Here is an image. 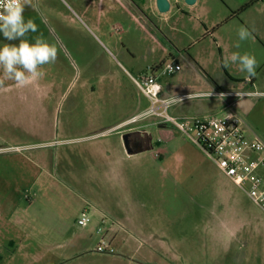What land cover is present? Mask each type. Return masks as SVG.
I'll use <instances>...</instances> for the list:
<instances>
[{
	"label": "rangeland",
	"instance_id": "374dc122",
	"mask_svg": "<svg viewBox=\"0 0 264 264\" xmlns=\"http://www.w3.org/2000/svg\"><path fill=\"white\" fill-rule=\"evenodd\" d=\"M33 3L35 8L25 6L24 17L32 19L38 31L25 38L34 43L35 37L42 36L56 46L57 59L41 66L43 78L26 87H18L11 80H5L0 87V149L4 154L27 151L38 164L37 172L43 175L35 188L38 196L26 189L19 196L21 206L14 214L30 221L35 235L15 244L0 237V264H264V213L219 170L213 159L176 128L170 129L177 144L168 172L177 177L169 180L165 170L166 173L147 162L142 163V171H148L147 178L141 180L140 174L134 179L138 194L143 198L144 194L153 196V202L162 208L153 213L148 227L140 229L141 222L126 209L109 208L100 214L92 206H82L80 193L87 188L77 186L75 180L66 181L61 162L62 147L73 144L71 140L79 136L75 128L113 123L136 107L150 106L131 76L151 74L153 67L172 60V54L181 70L174 76L161 77L164 86L177 82L179 90L192 91L195 81L204 84L205 80H196L201 75L192 61L201 62L203 70L223 88L232 77L248 80L238 64L229 62L224 67L221 55L227 59L233 52L254 55L258 67L253 78L264 83V0H225L223 5L211 0L199 20L179 15L165 21L167 26L162 29L168 34L156 30L145 34L140 28L136 30L135 21L129 31L125 25H129L128 21L121 19L109 21L117 27L103 34L82 18L79 6L71 0ZM242 9L240 18L218 27L231 11ZM241 26L251 36L236 48ZM214 28V34L208 35ZM198 40L202 42L196 44ZM6 43L19 41H7L0 33V47ZM29 94L36 95L35 105L27 106V100L20 99ZM43 96L47 97L39 99ZM75 97H80L78 105L67 115ZM200 99L204 98L188 101L195 105L206 101L204 106L210 109L207 103L216 100L211 96ZM97 106L100 112L103 110L101 115L94 113ZM46 107L50 112L43 113ZM246 118L264 130V100L262 107ZM43 156H47L46 164L39 161ZM20 171H25L23 164ZM99 182L93 189L95 196L123 187L116 181ZM29 203L34 204L26 213ZM82 212L89 216L85 228L78 225ZM135 226L140 229L136 233L131 230ZM99 227L101 234L97 232ZM115 231L118 234L113 240ZM83 236L88 237L87 244L80 248L76 239ZM103 236L112 241L113 255L95 252ZM11 250L16 253L10 254ZM76 252L83 255L59 259Z\"/></svg>",
	"mask_w": 264,
	"mask_h": 264
},
{
	"label": "crops",
	"instance_id": "0c3cea01",
	"mask_svg": "<svg viewBox=\"0 0 264 264\" xmlns=\"http://www.w3.org/2000/svg\"><path fill=\"white\" fill-rule=\"evenodd\" d=\"M71 1L79 6L78 9L82 14V18L91 21L93 26L103 34H106L108 29H115L117 27L115 22H109L117 19L127 20L128 22L126 23H129V25H125L128 26L129 31L132 30L130 24L135 21L137 24L136 30L140 28L145 34L150 30H156L159 33L162 31L166 34L167 30L162 29L165 21L179 15L185 16V18L199 20V17L206 13L208 3L211 0H197L193 6L185 4L183 0L179 6H176L175 1L170 0L172 7L167 13H160L158 11L156 0ZM217 2L223 5L222 2H225V0H217ZM232 13L231 11V15ZM230 16L218 27L226 25L236 19L229 20ZM215 31L216 28L208 35L214 34ZM200 42L202 41L196 42V44ZM131 46L127 45V47ZM221 58L224 61L226 60L225 55H221ZM172 59L178 61L173 54ZM192 62L196 68L199 67V74L201 75L196 80L203 79L205 83L202 84L200 82L199 84L195 81L196 86L193 85L192 91H184L179 90L177 85L179 83L177 82H172L169 86L162 85L159 78L158 82L162 88L161 97L171 99L173 97L190 94L198 95L199 97L197 98L205 99L207 97L201 95L214 92L252 93V96L236 101L235 107L237 113L244 120L247 136L250 139H261L264 141V130L261 129V126L253 123L248 118L244 119L245 116L251 115L255 109L262 107L264 83L259 82L255 78L247 80L232 77L230 79L231 83L225 85L223 88L221 84L203 70L204 66L201 62ZM157 67H153V69ZM248 83L250 89L247 88ZM15 96L17 95H13L12 97ZM20 97V99L27 100L25 101L27 106L35 105V101L37 100L35 94L21 95ZM44 97L47 96L39 99ZM79 100L80 97L72 99L73 102L69 104L71 107L68 109L67 115H70L74 111L73 108L78 105ZM205 102L202 101L201 104L195 105L190 101H185L172 106L169 112L176 118L184 116L220 115L223 112L226 100L216 98L214 102L207 103L210 109L205 108ZM149 108L150 106L148 104L145 107H136L126 112L123 116H120L117 120L114 119L113 123H91L83 127L75 128V132L79 133V136L75 140H71L74 142L73 144H66L61 149V162L62 169L64 170L63 178L71 183L72 180H75L77 181V186H85L87 188L85 192L80 193L81 197H79V202L82 203V206H92L96 213L100 214L109 211V208L126 209L133 214L136 221L141 222L140 229L148 227L151 221H153V213L162 210L161 205L153 202V196H147V194L143 193L145 196L143 198L135 189L137 187V181L134 180L136 176L141 174V180L146 179L148 176L146 169L144 172L142 171V163L146 164L150 162L153 166L162 169L163 172L166 171L167 173H165L169 180L177 177L168 172V167L172 168L173 151L177 144L173 140L172 131L170 130L171 128L174 129V127L171 124L161 123L155 116H146ZM42 111L43 113L50 112L49 107L43 108ZM102 111L100 112L97 106L94 113L95 115H101ZM161 137L165 139L162 140ZM127 144L130 147V151L126 148ZM28 154L27 151L0 153V165L2 166V171H0V237L6 238V242L9 244H15L16 241H21L20 243H22L24 241L22 239H28L30 236L35 235L30 221H24L22 217H16L14 215L16 207L20 208L21 206L19 196L26 189H30L31 194L34 193L35 197L38 196L35 188L37 187L38 179L43 175V172H37L38 164ZM46 159L47 156L39 157V161L44 164H46ZM21 164L25 166V171L23 172L20 171ZM46 175L50 178L52 177L51 174L46 173ZM205 175L209 176V174ZM99 181H116L120 182L123 187L108 195L96 193L95 196L93 189L96 185L100 184ZM223 195L225 194L223 193ZM33 204L29 203L24 212L29 213ZM173 211L172 209L170 212ZM136 213H139V215ZM46 215L44 214V217ZM166 219L169 220L167 217ZM138 229L135 226V230H131L136 233ZM117 234L118 232L115 231L112 237L113 240L117 237ZM68 237L69 234H67ZM87 238V236H83L81 239H76L80 248L84 244H87ZM9 253L15 254L16 252L11 250ZM81 255H83V252H76L73 255L65 254L59 259H74Z\"/></svg>",
	"mask_w": 264,
	"mask_h": 264
},
{
	"label": "built area",
	"instance_id": "2783aa9c",
	"mask_svg": "<svg viewBox=\"0 0 264 264\" xmlns=\"http://www.w3.org/2000/svg\"><path fill=\"white\" fill-rule=\"evenodd\" d=\"M181 70L176 59H172L152 69L151 74H142L131 79L151 103L146 116H155L161 123L171 124L196 146L215 161L219 170L264 213V145L261 139H250L246 134L245 123L236 111V101L250 97L252 93L214 92L211 97L225 99L222 114L213 116H184L176 118L169 112L170 108L188 101L190 94L178 96L182 102L166 103L169 99L161 97L162 88L158 82L163 76H174ZM223 94V97L220 95ZM193 98L198 95H191ZM201 96L210 97L208 94ZM20 150V149H18ZM3 149H0V153ZM78 225H89L87 212H82ZM97 232L101 234L102 228ZM95 252L101 255H113L115 249L112 241L103 236L96 245Z\"/></svg>",
	"mask_w": 264,
	"mask_h": 264
},
{
	"label": "clouds",
	"instance_id": "9594fccd",
	"mask_svg": "<svg viewBox=\"0 0 264 264\" xmlns=\"http://www.w3.org/2000/svg\"><path fill=\"white\" fill-rule=\"evenodd\" d=\"M35 8L33 0H0V33L7 41L17 40L18 44H4L0 47V87L4 86L5 80L14 81L18 87H26L34 81L43 78L45 73L41 71V66L55 63L57 59V48L49 44L42 36L35 37V42L30 43L27 35L38 31L37 24L32 19L25 20V6ZM238 41L236 48L240 47V41H244L251 36L250 31L241 26L237 32ZM229 62L238 64L239 70L247 74L248 79L256 76L258 63L256 57L247 52L241 54L233 52L224 61V67H228ZM212 93L208 95L211 96ZM223 97V94L220 95ZM190 95L188 99H192ZM179 98L173 97L166 101L172 104ZM264 147V145H257Z\"/></svg>",
	"mask_w": 264,
	"mask_h": 264
},
{
	"label": "water",
	"instance_id": "95a60500",
	"mask_svg": "<svg viewBox=\"0 0 264 264\" xmlns=\"http://www.w3.org/2000/svg\"><path fill=\"white\" fill-rule=\"evenodd\" d=\"M174 1H175L176 6H179L182 0H174ZM183 1L185 2V4L189 6L195 5L197 2V0H183ZM156 6L160 13H167L170 11L172 7V2L170 0H156ZM126 148L128 151H130V147L128 146V144L126 145Z\"/></svg>",
	"mask_w": 264,
	"mask_h": 264
},
{
	"label": "trees",
	"instance_id": "16d2710c",
	"mask_svg": "<svg viewBox=\"0 0 264 264\" xmlns=\"http://www.w3.org/2000/svg\"><path fill=\"white\" fill-rule=\"evenodd\" d=\"M254 3H256V1L252 2L251 4L249 5H246V8H248L249 6H252ZM244 11V9L238 11V12H233L232 15L230 16V19L229 20H232V19H238L240 18V15L242 14V12Z\"/></svg>",
	"mask_w": 264,
	"mask_h": 264
},
{
	"label": "flooded vegetation",
	"instance_id": "af4514ba",
	"mask_svg": "<svg viewBox=\"0 0 264 264\" xmlns=\"http://www.w3.org/2000/svg\"><path fill=\"white\" fill-rule=\"evenodd\" d=\"M142 75V74H141Z\"/></svg>",
	"mask_w": 264,
	"mask_h": 264
}]
</instances>
